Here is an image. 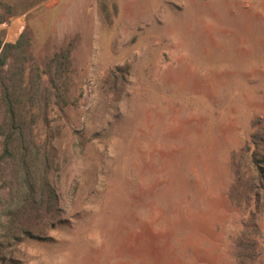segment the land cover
I'll return each instance as SVG.
<instances>
[{
	"label": "rangeland",
	"instance_id": "1",
	"mask_svg": "<svg viewBox=\"0 0 264 264\" xmlns=\"http://www.w3.org/2000/svg\"><path fill=\"white\" fill-rule=\"evenodd\" d=\"M25 30L39 63L70 44V64L36 110L31 175L52 197L17 228L29 184L0 136V264H239L248 224L245 262L264 264L241 152L264 119V0H0V41Z\"/></svg>",
	"mask_w": 264,
	"mask_h": 264
},
{
	"label": "trees",
	"instance_id": "2",
	"mask_svg": "<svg viewBox=\"0 0 264 264\" xmlns=\"http://www.w3.org/2000/svg\"><path fill=\"white\" fill-rule=\"evenodd\" d=\"M69 46L71 45L69 44ZM69 46L61 54L59 53L63 61L58 59L59 54H55L46 63H39L31 53L30 35L27 30L23 31L14 42L2 43L0 41V111L3 109V114L0 116V136L3 137L1 158H7V156L13 158L18 155L17 165L20 173L18 179H20L21 184L24 181L25 184H29L27 190L21 192L15 210L7 214L9 215V228L10 226L17 228V222L22 220L27 212L38 213L39 203L42 207L45 201L51 199V191L50 195L48 192H37L36 180L34 178L32 180L31 175L34 172L31 169L33 150L38 148L34 136V128L39 115L36 110L42 105V100L45 101L44 106L46 108L51 99L50 96L59 95L61 87H64V91L66 90L67 83L60 85L59 80L67 77L71 52ZM11 70L13 71L12 75H8ZM16 75L20 77L21 84L19 85L18 95L13 97L9 82ZM45 79H47L52 89V92L49 91L47 96L42 95V86ZM22 96H25V99ZM39 150L38 148V152ZM241 152L248 157V165L260 175L259 181L264 182V169L262 168L264 162H261L262 154H264V119L256 123V129ZM44 177V186L48 189V181L46 176ZM260 193L261 191H258L255 194L259 196ZM246 227L251 228L252 231L250 233L242 231L236 241L239 264H248V262H245L246 260L252 262L255 258L250 252V248L245 245L246 236L254 234L260 236V231L255 225L248 224Z\"/></svg>",
	"mask_w": 264,
	"mask_h": 264
}]
</instances>
